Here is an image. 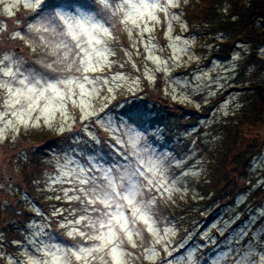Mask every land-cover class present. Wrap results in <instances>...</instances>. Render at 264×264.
<instances>
[{
  "label": "rangeland",
  "instance_id": "obj_1",
  "mask_svg": "<svg viewBox=\"0 0 264 264\" xmlns=\"http://www.w3.org/2000/svg\"><path fill=\"white\" fill-rule=\"evenodd\" d=\"M30 2L0 0V26L7 24V32L0 31V56L10 54L18 58L20 71L34 72L49 82L72 80L70 86L61 85L60 88L64 93L62 103L69 117L75 116L77 119L75 123L69 119L64 127L60 112H56L51 127L44 123L43 118L38 126H32L35 116L40 115L37 111L33 113L28 127L18 125V133L12 127L5 128L7 119H12L13 124L17 123L15 117L0 119V129H3L0 136L6 137L0 140V200L4 204H18L25 200L33 214L24 227V239L14 242V245L17 244L15 249L3 244L4 236L0 233V264H29L31 257L39 258L35 248L43 247V244L75 250L73 246L77 244L91 246L99 243L79 235H67L72 228L87 235L96 234L94 229L86 226L87 221L70 223L79 220L82 215H94L91 209L85 212L80 201L69 199L79 194L76 191L79 181L70 170L78 172L81 157L89 153H95L104 160H114L117 165L125 164L121 158V148L112 143L108 134L100 128L101 123L105 127L109 121L115 123L116 114L127 106L124 101L136 104L150 114L146 127L155 143L150 144L149 148L157 156L163 154L171 159V166L167 170L170 190H161L156 194L153 203L155 223L149 221L159 234L149 231L143 220L135 223L130 220V227L135 230L133 241L136 247L131 246L126 236H121V247L126 254L125 264H235V254L243 250L242 246L246 247L245 242L258 231H264V196L246 204L241 210V205L249 197L250 190H247L235 199V204L208 210L198 215L202 217L198 221L189 219L191 215L187 213L186 204L195 205L197 200L202 199L201 195L198 196L199 185L210 175L208 164L212 157L206 148L214 138V127L242 105L241 88L248 81L253 67L244 68L242 74L239 69L249 47L239 46L228 60L213 56L210 52L212 44L205 42L203 45L193 36L189 20L180 13L185 0H178L180 6L169 7L167 15L159 9L155 11L158 21L145 17V24L137 20L139 27L133 24L132 18L124 22L122 16L110 17L105 26L109 27L111 36L104 35L102 43L93 46L96 51L92 53L91 65L95 70L84 72L80 59L69 70L68 63L62 61L66 50L56 48V38L35 32L25 35L23 41L9 38L8 33L33 23L30 17L34 10L25 7ZM158 2L163 5L166 0ZM8 8L14 13L12 16L8 15ZM124 11L127 12V9ZM173 16L178 19H173ZM145 27L149 30H144ZM64 39L70 44L74 43L70 37ZM81 43L88 47L85 40ZM155 58H158V62ZM72 59L69 56L68 62ZM47 64H52L55 70L47 68ZM114 77L117 78L115 82ZM134 81L137 82L134 93H129L128 86L133 85ZM109 88L113 89L112 93L108 92ZM2 98L3 92L0 90ZM217 98L220 102L207 110ZM85 105H91L90 110H96L103 119L97 120L95 125L90 121L81 122V107ZM55 107H59V104ZM4 111L0 104V113ZM106 112L108 115H105ZM191 115L197 119L189 122ZM198 127L202 128L201 136H193ZM45 132L59 136L67 133L73 142L49 150L47 170L39 181H34V184H41L38 192L43 200L40 201L22 187L20 165L27 155H33V145L37 144L29 135ZM91 137H97L99 142L92 143ZM252 173L257 184L264 183V152L253 161ZM191 199L195 202L189 201ZM174 203L184 210H179L178 214L175 212V216L170 211L167 212L169 216L166 215L167 206ZM125 215H129L128 210ZM157 240L161 242L155 243ZM153 248L156 255L149 258L148 250ZM94 264H100L99 259Z\"/></svg>",
  "mask_w": 264,
  "mask_h": 264
},
{
  "label": "snow or ice",
  "instance_id": "obj_2",
  "mask_svg": "<svg viewBox=\"0 0 264 264\" xmlns=\"http://www.w3.org/2000/svg\"><path fill=\"white\" fill-rule=\"evenodd\" d=\"M179 6L178 0H166L163 5L158 0H136V2H130V0H31L25 7L34 10L30 17L33 23L8 35L10 39L20 41L25 40V35L33 32L54 37L58 40L56 48L66 50L62 61L68 63V69L70 70L71 65L80 59V63L84 65L83 71L88 72L95 70L91 65L92 53L96 51L93 46L102 43L104 35L111 36L109 27L105 26L109 23L110 17L122 16L124 22L132 18L133 24L139 27L137 20L145 24L147 20L158 21L154 14L157 9L167 15L169 7ZM125 9L127 12L124 11ZM6 10L9 16L14 14L10 8ZM145 17L147 20L144 19ZM173 19L178 17L173 16ZM168 27L171 31V24ZM144 30L149 29L145 27ZM0 31L7 32V24L0 26ZM64 37H70L74 43H68ZM41 40H43L42 36ZM82 40L86 41L88 47L82 45ZM259 51L264 55V47ZM69 56L73 57L71 62H68ZM155 59L158 62V58ZM60 62L54 61V63ZM19 64V59L10 54L0 56V90L3 92L0 104L5 108V111L0 113V119L11 116L17 121L13 124L12 119H7L5 128L12 127L18 133L20 130L18 125L28 127L29 122L33 120V113L37 111L40 115L35 116V123L32 126H38L43 118L44 123L51 127L56 119V112H60L65 122L64 127L67 126L66 121L69 119L75 123L77 118L75 116L70 118L62 103L64 93L60 88L61 85L70 86L73 81L56 79V82L52 83L34 72L20 71ZM45 66L55 70L52 64ZM116 79L114 77L113 81L115 82ZM136 83L134 81L133 85L128 86L129 93H134ZM69 91H71L70 87ZM108 92L112 93L113 89L109 88ZM124 103L127 106L121 113L116 114L115 123L109 121L106 127L101 123L100 128L108 134L112 143L121 148V158L125 160V164L117 165L114 160H104L95 153H89L81 157V164L77 165L78 172L75 169L70 170L79 181V187L76 189L79 194L69 199L80 201L84 205L85 212L91 209L94 213V215H82L79 220L70 223L81 224L87 221L86 226L94 229L96 234L87 235L83 231L72 228L67 235L72 237L79 235L99 243L91 246L77 244L73 246L75 249L73 250L41 242L43 247L35 248L39 258L31 257L29 264H76V262L94 264L97 259L100 264H125L126 254L121 247L123 243L121 236H126L131 246L136 247L133 241L135 230L130 227V220L131 223L143 220L149 231L159 234L149 221L155 223L153 203L156 201V194L161 190H170L167 170L171 166V159L163 154L157 156L149 148L150 144L155 143L154 137L148 135V127H146L150 121V114L136 104H129L128 101ZM57 104L59 107H55ZM90 109L91 105L82 106L79 120L90 121L95 125L97 120L103 118L96 110ZM105 115H108V112ZM5 138L0 136V140ZM91 142L95 144L99 141L97 137H91ZM113 165L116 166L113 167ZM56 198L59 199V197ZM126 210L129 211V215H125ZM160 242V240L155 241V243ZM245 244L246 247L242 246L243 250L235 254V264H264V231L253 234ZM148 251L149 258L156 255L154 248Z\"/></svg>",
  "mask_w": 264,
  "mask_h": 264
},
{
  "label": "trees",
  "instance_id": "obj_3",
  "mask_svg": "<svg viewBox=\"0 0 264 264\" xmlns=\"http://www.w3.org/2000/svg\"><path fill=\"white\" fill-rule=\"evenodd\" d=\"M180 13L189 20L192 34L200 43L212 44L210 52L213 56L228 60L239 46H247L249 50L240 62L239 72L242 74L244 68L253 67L248 81L241 88L242 105L214 127V138L207 144L206 150L212 159L208 164L210 175L199 185L198 196L201 195L202 199L195 205L186 204L187 213L191 215L189 219L198 221L202 218L198 215L208 210L235 204V199L247 190H250L249 197L241 205V210L264 196V183L257 184L252 173L253 161L264 152V55L259 51L264 47V0H185ZM218 101L219 98L215 99L207 110ZM189 118V122L197 119L192 115ZM201 129L198 127L193 136L200 137ZM29 138L37 144L33 145V155H27L20 165L22 187L26 193L34 194L42 201L38 192L41 184H34V181H39L47 170L49 150L72 143L73 138L67 133L59 136L51 132L33 133ZM189 201L195 202L194 199ZM0 206L3 244L15 249L17 244L14 242L24 239V227L33 218L30 204L25 200L18 204H4L0 200ZM166 209L165 214L170 211L172 216L184 210L175 203ZM145 234L148 236L147 232Z\"/></svg>",
  "mask_w": 264,
  "mask_h": 264
}]
</instances>
